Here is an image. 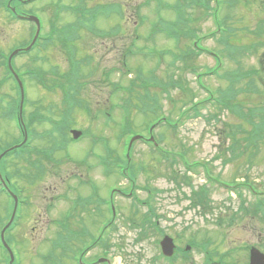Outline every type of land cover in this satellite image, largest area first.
Returning <instances> with one entry per match:
<instances>
[{"label":"rangeland","instance_id":"374dc122","mask_svg":"<svg viewBox=\"0 0 264 264\" xmlns=\"http://www.w3.org/2000/svg\"><path fill=\"white\" fill-rule=\"evenodd\" d=\"M57 1L39 0L24 9L40 12L45 20V29L48 31L50 23L53 21H58V26L61 27L75 20V16L71 12L62 11L54 5ZM143 1L92 0L89 3V6L91 4L90 7L98 4L122 3L124 9L127 10L126 19L121 21L122 32L120 35L118 33L117 38L104 40L83 31L82 41L78 42V58L93 56V60L91 66L82 67L80 70L83 84L81 98L85 105L76 110L72 123L74 129L82 131L91 129L94 135L89 139L85 137L77 144H69L71 157L65 150L57 152V158L73 159L74 161L71 163L66 161L59 167V170L54 172L49 168L47 172H51L54 177H44L37 183L36 189L39 196H37L38 203L35 209L39 208V211L44 212L40 217L33 219L29 210L21 228H19V236L14 233L12 235L13 242L10 239L17 258L23 257V264H47L50 262L52 257L51 244L57 239V232L70 211H68L67 204H73L77 198V194H72L68 190L69 185L77 184L70 180L73 174L79 173L84 176V179L97 182L101 188L102 195L99 199L101 202L108 199L107 191L110 187L114 188L115 184L116 187L121 184L123 188L131 189L127 181L118 179V177H116L117 179H107L104 174L101 175V172H87L84 167L80 166V163L83 161L82 158L88 154L92 157H94L95 152L102 154L101 149L103 148L104 151L105 146L100 139H103L104 135L109 138L111 149L116 150V156H123V151L127 149L131 137L126 141V147H124L125 140H119V132L122 131L121 128L123 127L121 122L123 116L119 119L118 111H113V104L122 98L126 101L128 99L125 94L127 90L132 87L136 89L141 87L138 83L139 76L146 77L154 71L162 80L156 82L151 92L155 96V102L151 103L154 105H149L146 108L141 105H134V108L139 109L133 111L131 119L135 134L148 135L147 126L156 123L161 118H165L173 124L176 123L177 131L166 129V123L156 127L154 135L161 141L160 146L170 154L185 153L191 164H207L213 176L220 178L229 185L245 181L242 183L247 185L243 190V199L241 201L239 195L234 192L229 194V191L226 192L213 183V190L209 194L211 199L205 206L199 205L193 191H200L197 188L205 182L203 166H196L199 173L189 172L187 174L185 167L158 160L152 154L154 151L151 146L137 142L131 159V162H135V165L138 166L135 181L137 185L136 199H124L118 196L115 198V206L119 212L117 226L112 234L111 229L107 232L104 246L84 254L85 262L88 264L100 257L108 258L111 264H161L163 262L162 255L160 257L161 249L158 247V240L160 239L158 236H160L161 231L155 230L153 227L151 229L148 227L142 231L143 229L134 227L131 222V220H136L137 223H141L143 220L147 208L141 203L148 200L150 191L151 195H156L152 197V200L153 208L158 216V229L177 239V244L181 248L196 242L199 245V257L195 259V262L199 261L200 264H205V257L208 258L210 250V255L214 258L216 254V261L225 260L228 262L224 264H248L251 248H257L264 253V142L257 147H252L250 144H255L252 141V126H248L246 121H241L225 106L207 103L202 108L199 118H194L195 114L191 113L188 121L181 120L190 109L193 110L199 106L198 102L209 98L208 90L212 89L216 98L222 100L225 96L220 97L222 90L229 85L230 87L233 85L235 93H238L236 102L240 105L245 108H264V0H215V2L196 0L197 6L194 5L196 8L191 11L189 8L190 6L193 7L191 4L193 0H184L183 7L193 16L194 22L190 24L192 34L186 37L182 30L178 34L182 45H176V36L165 32L162 25H156L159 22L158 12H156V16L149 13L152 10L157 11L164 5L169 10L174 11L178 3L174 0H156L158 3H150L151 1H149L152 5L147 8L148 10L146 9L147 5H145L142 11L149 20L144 24L141 23L142 26H138L140 14L137 11V5ZM64 2L67 4L66 1ZM128 3L129 7L126 5ZM208 5L211 14L219 15L221 24L225 29V32L223 31V34L216 36L215 39L210 37V34L218 27L213 22L212 17L207 19ZM186 11L180 16V25L187 23V20H182V16L187 19ZM165 13V11L164 13L161 12L167 21L176 19L173 12V15ZM5 17V15L0 14V50L7 52L19 42L27 43L31 38L32 30L29 23L7 24ZM115 17L112 20L99 19L98 30H109L119 24V19ZM228 26H233L238 30L234 36H231L232 33H228L230 32ZM198 33L199 37L202 38L201 46L219 55L221 62L226 64L224 71L223 67L218 75L219 63H216L211 56V58L205 55L195 58L191 56L181 60L171 58L172 55L180 53L178 47L184 49L186 44L188 46L185 48L189 47L188 50L191 49L192 52L191 41ZM137 37L141 40L133 46ZM229 42L234 46L233 51L226 44ZM251 44L256 45V51ZM236 47L237 49H235ZM128 48L132 49L134 54L126 60V62L128 61V66H126L122 53ZM143 48L146 51L150 50L151 54L154 48L159 51H166L164 52L166 61L159 62L160 60L151 54L144 56L145 52L140 53ZM86 51L87 53L83 54ZM47 55L51 59L45 62L41 61L37 65L31 63L37 54L28 58H20L16 64L22 71L23 69L40 68L49 74L45 76V84L48 87L46 91L37 82L27 78L30 102L26 113L28 111L29 114L35 108L42 107L47 114H52V118L58 120L63 111L61 102L64 94L55 74L58 72L57 69L64 72L61 73L59 70L60 74H67L66 58L59 48H51L47 51ZM39 56L43 58L46 57V54H39ZM116 67H121L124 71L116 72L114 71ZM194 71L201 73L216 72V75L204 76L202 84L206 89H200L195 80ZM237 72L244 79L238 84L232 82L234 80L230 82L226 75ZM1 76L2 74H0V78ZM131 78L135 80V86L131 84ZM120 84L124 86L122 97L117 95ZM166 91L170 92L171 97L166 94ZM11 92L12 88L8 85L1 90V93L10 94ZM135 94L140 95L138 91H135ZM138 96L134 97L133 104H141L137 102ZM49 108L51 109L49 110ZM102 110L107 113H114L117 118L100 116L98 121H94L92 117L95 114L100 115ZM263 113L264 110L255 112L254 116H261ZM214 115L217 117L213 118ZM248 117L251 119V112L248 113ZM13 127L11 121L4 122L0 119V139L4 142L1 148H5L20 139V135L17 136ZM49 127V125H35V130L44 132ZM91 139L99 140L96 143L98 148L96 146L92 150ZM45 145L46 142H42V146ZM246 147L257 150L256 154L247 158L248 155H245ZM92 157L89 158V163L94 162ZM103 157L105 158L104 152ZM103 157L101 156L98 161H105ZM24 160L17 161L15 156L8 157L6 160L9 168L15 169L13 171L16 176L15 182L20 183L22 181L21 186L31 177L27 174L29 172L26 166L28 163L25 164ZM142 162H145V168L139 171ZM15 165L19 168L13 167ZM70 174L72 176L69 180L66 179V176ZM248 186L255 188L256 195L251 194ZM88 188L90 187L87 185L82 187L79 194L89 195ZM94 191L95 189L92 190V193L95 196ZM30 193L33 195L32 192ZM63 195L65 199L61 198ZM55 197H59L58 199L61 200L56 201L58 199ZM52 199L54 208L49 210L47 204ZM90 201V198L87 199V202ZM96 206L92 205L80 213L77 211L69 222L71 223V230L86 233L83 244H81V240L77 241V245L81 249L85 243L90 244L91 240H94V236L101 233V229L110 219L105 205L101 206L99 217H96V211L93 210ZM100 214H102L101 218ZM229 216L230 218L233 216L231 221L224 218H229ZM50 220H61V222L59 225L58 223L53 225ZM145 234L147 238L141 239L140 237ZM206 239L213 240L214 246L202 251L199 247ZM75 253L76 250L74 249L67 256L68 260L67 258L64 259L65 264H75L71 259Z\"/></svg>","mask_w":264,"mask_h":264},{"label":"flooded vegetation","instance_id":"af4514ba","mask_svg":"<svg viewBox=\"0 0 264 264\" xmlns=\"http://www.w3.org/2000/svg\"><path fill=\"white\" fill-rule=\"evenodd\" d=\"M2 172V175L4 176L5 175V172L6 171H1ZM49 175L47 174L45 177H48ZM6 178L8 179L9 177L8 176H6ZM37 178H39V176H37ZM9 182V187H10V189L12 190L13 188H12V181H8ZM36 187H37V184L36 183H32L31 185H30V191L29 192H25V194L26 195H28L29 196V198H30V200H31V207H30V211H31V213H30V215H31V217L34 219V218H38V217H40V212H39V208H36L35 209V207H36V204L38 203V199H37V196H39V192L37 191V189H36ZM19 191H20V189H19ZM21 192V191H20ZM30 192H32L33 193V195L30 193ZM14 193H16V192H14ZM16 194H18V193H16ZM30 194V195H29ZM27 196V197H28ZM33 196H36V198H34ZM27 209H29V208H27ZM24 215L25 216H27L28 215V211L26 210V212L24 213ZM34 230V229H33ZM193 258V257H192Z\"/></svg>","mask_w":264,"mask_h":264},{"label":"water","instance_id":"95a60500","mask_svg":"<svg viewBox=\"0 0 264 264\" xmlns=\"http://www.w3.org/2000/svg\"><path fill=\"white\" fill-rule=\"evenodd\" d=\"M30 20L32 21H35L38 23V20L34 17H31ZM77 134V133H75ZM170 241L167 240L165 243H164V247H165V252L166 253H169L170 251H172V246L170 245ZM251 264H264V256L261 255L259 252L257 251H253L252 253V263Z\"/></svg>","mask_w":264,"mask_h":264},{"label":"trees","instance_id":"16d2710c","mask_svg":"<svg viewBox=\"0 0 264 264\" xmlns=\"http://www.w3.org/2000/svg\"><path fill=\"white\" fill-rule=\"evenodd\" d=\"M255 126V131H262L264 129V120L259 121L258 124H254Z\"/></svg>","mask_w":264,"mask_h":264}]
</instances>
